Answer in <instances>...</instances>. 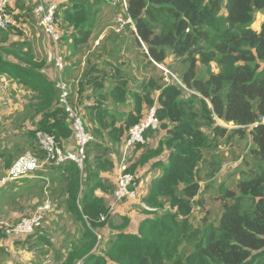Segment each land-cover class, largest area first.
Instances as JSON below:
<instances>
[{
	"label": "trees",
	"instance_id": "16d2710c",
	"mask_svg": "<svg viewBox=\"0 0 264 264\" xmlns=\"http://www.w3.org/2000/svg\"><path fill=\"white\" fill-rule=\"evenodd\" d=\"M19 2L23 9L24 2ZM98 5V0H60L55 14L59 49L66 61L73 60L61 77L94 140L86 144L81 165L73 160L51 162L45 174L34 169L7 185L0 183V211H10L17 195H36V187L42 186L35 183L49 179L59 184L51 187L79 229L57 264H264V22L258 30L252 26L256 13L264 12V0H125V18H130L134 40L143 44L147 62L161 64L168 54L181 58L186 67L176 77L185 88L169 74L136 79L123 70L121 60L109 57H117L114 48L102 46L90 54L86 46ZM9 6L13 22L0 29V75L31 97L29 108L37 121L28 128V138L42 131L66 147L73 131L59 103L58 74L45 70L47 59L38 57L22 37L23 29L15 25L28 14L14 13ZM12 34L17 38H10ZM80 67L72 78L69 72ZM153 106L159 125L145 136L162 130L164 137L155 146L136 144L128 154L138 149L139 156L125 162V171L149 163L160 169L141 198L151 209H143L146 216L133 232L127 229V216H120L119 223L111 216L107 195L115 188L101 173L114 167L112 147ZM245 134L254 163L239 170L232 187L219 185L217 222L203 214L199 226H193V209L204 204L201 161L211 162L204 154L218 145L220 136L227 142ZM18 158L12 161L8 155L5 167ZM44 158L42 153L37 159ZM212 164L205 175L211 181L219 172ZM104 227L110 234L101 246ZM25 237L29 248L44 241L37 229ZM184 242L192 249L181 255Z\"/></svg>",
	"mask_w": 264,
	"mask_h": 264
},
{
	"label": "rangeland",
	"instance_id": "374dc122",
	"mask_svg": "<svg viewBox=\"0 0 264 264\" xmlns=\"http://www.w3.org/2000/svg\"><path fill=\"white\" fill-rule=\"evenodd\" d=\"M98 4L99 12L94 22L92 36L88 40V45L86 46L90 54L95 52L97 48H102V46L114 48V53L117 57H109L112 59L121 60L123 64V70L129 75L131 74L134 76L136 79L149 77L164 78L165 71H169L175 76H178L182 68L186 67V64L181 62V58L174 57L172 54H168L164 62L158 64L159 66L154 62L149 64L145 58V48L143 44H138L134 40L132 23L124 24L120 33H115L116 31H113L117 26V19L119 17L125 19V0H103L102 3H100V0H98ZM262 22H264V12L259 11L255 15L252 25L253 28L258 30ZM40 30V36L37 37L35 41H30V45H37L40 48L37 51L38 57L47 59V54L44 52L43 45L40 41L43 37V33ZM23 35L24 31L22 36ZM13 36L14 38H17V36ZM25 38H28L27 35ZM96 40L98 43L95 42ZM213 67L214 66L212 65V70L216 72V68ZM203 68V66H200V68L198 67L199 70H202ZM76 71H70L69 75L72 78H76L81 71V67L80 70L77 72ZM21 90L25 89L21 88ZM12 92L14 95L8 97L6 94L1 95L0 93V155H3V153L6 154L5 157L0 158V181L3 178H7L6 176L9 168L5 167L4 162L6 160L4 159L8 157V155L12 157L13 161L18 156L21 157L25 154H31L36 158H39L41 157L42 153H44L43 151L42 153L37 151L39 150L37 147L39 143L35 135L32 138H28V128L35 126L37 121V117H33V110L29 108V101L31 99L29 93H22L23 91L17 92L10 89L7 91V94ZM3 96L9 98V100L5 99ZM3 99L5 101H3ZM8 108L13 109L11 112H9ZM8 113H10L9 116H7ZM9 121H11L12 124H9ZM218 123L220 125L226 126L227 128L233 127L231 123H224L220 120H218ZM161 132L162 130H155L152 132V135L148 136V139L158 140L159 138L164 137V135H161ZM217 140L218 145L215 148H210L209 152L204 154V157H207V155L208 157L210 156L211 162H213L212 165H217L216 167L218 168L219 172L215 175L213 181H211L209 178H206L205 175L210 168L211 162L207 160L201 161L202 171H204V181L201 182V195L203 196L204 204L201 207L198 206L199 208L194 207L190 217V221L193 226H199L203 214H207L206 216L208 219H210L209 221H213L214 223L217 222L221 206L219 199V185L224 182L226 185H228L227 187H232L237 182L239 170L249 168L254 163L253 159L249 155L251 140L247 134H245L244 137H235L231 139V141L227 142L224 136L218 137ZM7 145H9V147H7ZM129 159H131V156ZM120 161L121 158L119 161H117L116 167L119 166ZM125 162L126 158L124 160V164ZM49 163L51 162H47L44 165L48 166ZM221 163L222 166H220ZM45 166H43L42 169H38L36 174H38V172L44 173L43 170L45 169ZM125 172L135 176L133 172ZM22 180V178L17 180L18 186L23 184ZM7 181H13V179H6L3 184H6ZM35 186H42V188L36 187V191L38 192L36 195H28L22 198L20 197L21 195H17L16 199H14L13 203H11L10 211H0V243H3L1 241L6 238L14 239L13 237H9V235L6 233L7 230L10 229L9 231H14L22 223L21 221L24 218L31 217L37 208H44L45 200L49 202L50 209L44 212L41 225L36 228L38 231L43 230L46 222L45 220H47L46 214L48 212H50L48 214V221L50 220L51 214L55 212V210L60 212L63 211V213L66 214V208L62 203L58 191L52 189L51 187L59 186L57 181L54 182L49 179L45 180L43 178L39 179V181L35 183ZM113 188H115V186H113ZM247 205L248 203H246V206ZM58 220L60 223L69 222L65 215H63V217L59 218ZM55 227V232L60 230L58 229V224H56ZM191 249L192 244L184 242L179 248V254H187L191 251ZM3 260L12 261L10 258V253H7L5 249L3 252H0V262ZM45 260L46 258H43V261ZM54 262L55 259L52 260V258H50V260L44 264H54Z\"/></svg>",
	"mask_w": 264,
	"mask_h": 264
},
{
	"label": "crops",
	"instance_id": "0c3cea01",
	"mask_svg": "<svg viewBox=\"0 0 264 264\" xmlns=\"http://www.w3.org/2000/svg\"><path fill=\"white\" fill-rule=\"evenodd\" d=\"M23 3L24 2V8L21 9L17 6L18 0H9V7L14 8V13L23 12L28 14V16H24L26 19L22 23H15L16 26H19V28L23 29L24 35L22 36L25 38L27 35V41L30 43V41H35L37 37L40 36V31L43 33V37L41 38V43L44 48V52L47 54V66L46 71L48 73L52 72L56 75V70L54 68V61L55 57L57 56V50L59 48L56 46L53 41L46 35L44 32V29L42 26L39 25V16L35 13L34 9L37 4V0H19ZM46 3H53V2H59L60 0H43ZM11 17L12 13L10 12ZM13 22V21H12ZM10 38H14L13 34L10 36ZM16 39V38H15ZM98 43V41H95ZM33 48V51L37 53V51L40 49L37 45L31 46ZM69 51H66V54H68ZM59 53L62 54L63 60H64V66H68L72 60L68 59L67 61L64 59V54L62 50H59ZM65 67V70H66ZM12 89L13 91L22 92V93H28L26 90H21V87H18L15 82L11 81L8 77L4 75H0V93L1 95L6 94L8 96H13L14 93L7 94V91ZM4 97V96H3ZM4 97L5 99L9 100V98ZM3 101H5L3 99ZM9 112L13 108H8ZM4 113V112H3ZM10 113H8L7 116H9ZM11 119V118H10ZM9 119V120H10ZM9 124H12L11 121H9ZM164 135V133H161V135ZM162 138H159L158 140L155 139H148V136H146V143L150 144V146H155L157 144V141H159ZM65 148L68 150H74L75 149V143L74 139L67 140L64 142ZM121 146L122 144H117L114 147H112V153L111 158L114 162V167L109 170L101 173V176L106 178L108 181H110L114 186H116V180L118 175V167L117 161L121 158ZM140 150L138 149H132L130 153L126 157V161L130 160V163L134 162L136 157L139 156ZM131 156V159L129 157ZM161 160H164V155H162ZM45 166V165H44ZM39 169V168H38ZM37 171V169H36ZM159 168L151 167V163L141 167L139 166L137 169L133 170V173L135 175V182L134 186H136L138 192L140 193L139 196H137L136 199H124L122 201H119L117 204H115L114 209L111 212V216L116 220V223H119L120 216H127L130 220L129 225L127 229L129 231L135 232L138 228L139 223L144 219L146 214L143 211L141 198L143 196V193H145L148 190V187L150 185V180L154 178L159 173ZM108 197V203L111 202L112 195H107ZM47 213V220H45V225L43 230H41V234H43V243H39L38 245L32 246L29 248V246L24 242L25 235L21 236L18 235L19 238H6L4 239L3 243H0V246H2L7 253H10V258L12 261H1L2 264H44L45 262L49 261L50 258L55 259L54 264L60 263L61 260L59 259V254H65L66 250L69 248L70 241L76 239V236L79 234V229L72 220L71 216L68 212H65L66 214L58 210H55L50 216ZM63 215L66 216V218L69 220V222L66 223H60L59 218H62ZM69 217V218H68ZM58 224L59 231L55 232L56 227L55 225ZM61 227V228H60ZM115 232V231H112ZM110 229L108 227H104L101 229L100 236H101V246L104 245V240L109 236ZM12 237V236H9ZM48 244V245H45ZM43 258H46L45 261H43Z\"/></svg>",
	"mask_w": 264,
	"mask_h": 264
},
{
	"label": "built area",
	"instance_id": "2783aa9c",
	"mask_svg": "<svg viewBox=\"0 0 264 264\" xmlns=\"http://www.w3.org/2000/svg\"><path fill=\"white\" fill-rule=\"evenodd\" d=\"M9 0H0V29H6L12 24V17L8 10ZM58 2L46 3L43 0H37L35 6V13L39 16V25L42 26L46 35L58 46L59 34L56 31L55 14L57 11ZM117 26L114 28L116 32H120L126 23H131L130 18L123 19L119 17L117 19ZM57 50V56L55 57L54 66L56 73L58 74L57 87L60 91L59 103L65 109L69 119L71 128L73 131V139L75 143L74 150H68L55 140L54 136L49 133L37 131L35 136L38 140L40 148L45 153L43 161H39L35 156L31 154H25L19 157L9 168L7 178H3L0 183H4L6 179H15L29 171L40 168L47 162H54L55 164L63 163L68 160H73L79 165L85 157L86 144L94 140V136L86 129L84 119L80 109L75 106L69 99V88L66 82L62 79L61 73L64 68V60L62 54ZM158 65V64H156ZM159 66V65H158ZM164 74H170L174 80L180 84L178 78L169 71H165ZM181 85V84H180ZM185 88V86L181 85ZM159 125V121L156 116L155 107L147 109L143 118L131 126L125 133L121 142V161L118 166V175L116 180V186L112 194L111 202L109 204L110 211L114 209L115 204L124 199H136L140 195L136 186H134V176L125 172L124 160L128 155V152L136 144H145L146 136L145 132L149 129H156ZM44 208H37L35 213L28 218H24L21 224L14 231L7 230L9 236L27 235L32 233L37 227L41 225L44 212L50 209V204L47 200L44 201ZM143 208L150 210L145 204H142ZM104 216H101V220ZM20 223V222H19ZM12 229V228H11Z\"/></svg>",
	"mask_w": 264,
	"mask_h": 264
},
{
	"label": "water",
	"instance_id": "95a60500",
	"mask_svg": "<svg viewBox=\"0 0 264 264\" xmlns=\"http://www.w3.org/2000/svg\"><path fill=\"white\" fill-rule=\"evenodd\" d=\"M223 126V125H222Z\"/></svg>",
	"mask_w": 264,
	"mask_h": 264
}]
</instances>
